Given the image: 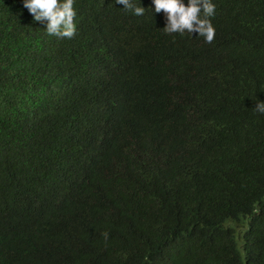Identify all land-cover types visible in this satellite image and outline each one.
Returning <instances> with one entry per match:
<instances>
[{
    "label": "trees",
    "instance_id": "16d2710c",
    "mask_svg": "<svg viewBox=\"0 0 264 264\" xmlns=\"http://www.w3.org/2000/svg\"><path fill=\"white\" fill-rule=\"evenodd\" d=\"M212 2L208 44L153 0H75L71 39L0 0V264H264V0Z\"/></svg>",
    "mask_w": 264,
    "mask_h": 264
},
{
    "label": "clouds",
    "instance_id": "9594fccd",
    "mask_svg": "<svg viewBox=\"0 0 264 264\" xmlns=\"http://www.w3.org/2000/svg\"><path fill=\"white\" fill-rule=\"evenodd\" d=\"M116 4L123 5L125 10L136 16L145 13L143 6H136L133 0H115ZM155 12L166 16V26L163 31L172 35L185 32L198 33L208 44L214 43L216 29L212 19L216 15V5L212 0H153ZM24 8L33 16L35 22L45 24L49 36L71 39L76 35L75 0H24ZM256 112L264 114V101H259L253 108ZM103 238L108 239L104 232Z\"/></svg>",
    "mask_w": 264,
    "mask_h": 264
}]
</instances>
